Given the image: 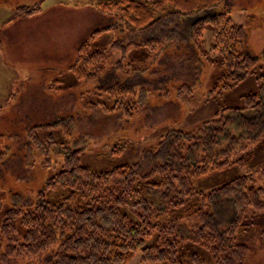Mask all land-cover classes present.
Wrapping results in <instances>:
<instances>
[{
	"label": "rangeland",
	"instance_id": "obj_1",
	"mask_svg": "<svg viewBox=\"0 0 264 264\" xmlns=\"http://www.w3.org/2000/svg\"><path fill=\"white\" fill-rule=\"evenodd\" d=\"M119 1L45 0L30 8L64 3L73 10L94 7L96 14L91 18L89 11L76 15L49 13L40 20L20 21L9 29L7 39L19 32L25 43L19 42L24 48L14 50V42L8 39L4 54L0 53L1 216L13 207L33 205L46 181L62 168L63 150L53 146L46 152L50 133H39V129L72 120L71 149L83 154L82 166L105 173L139 163L143 174H147L160 164H154L153 159L170 132L200 138L204 136L202 131L212 128L214 114L223 107L240 109L247 96L259 92L264 101V0H223L213 11L191 19L169 18L142 32H135L121 20L120 14H102L97 8L102 3ZM19 9L25 7L3 11L1 21L10 23L41 14L40 9L35 16H17ZM219 13L229 14L236 25L244 28V51L259 60L258 69L229 90L222 88L228 73L220 54L213 51L211 28L204 32L203 55L196 51L191 38L198 21ZM55 29L64 34H57ZM38 30L41 35H34ZM96 32L102 33L91 42V50L107 49L108 61L99 79L86 84L77 80L70 69L80 45ZM156 38L164 39L163 49L153 51L144 47ZM118 86L131 89L134 95L122 100L104 93ZM126 106L131 107V118L122 109ZM224 116L232 117L235 124L211 151L221 155L232 149L220 160L228 166L194 179L192 188L207 195L232 180L246 177L250 186L262 190L260 199L264 203V142L247 145L245 150L243 143L232 144V139H238L243 132L238 116L228 112ZM51 134L59 145L61 136ZM248 154H252L249 160ZM240 161L244 162L242 167L238 165ZM148 199L154 207L159 206L154 196ZM195 225L194 219L185 222L181 234L190 236ZM236 239L238 245L249 250L243 264H264V211L251 210L236 232ZM3 248L0 264H50L57 250L53 248L40 257L6 259ZM184 251L186 256H197L202 264H215L204 247L187 244ZM181 260L180 264H190ZM128 264L143 263L137 254Z\"/></svg>",
	"mask_w": 264,
	"mask_h": 264
},
{
	"label": "trees",
	"instance_id": "obj_2",
	"mask_svg": "<svg viewBox=\"0 0 264 264\" xmlns=\"http://www.w3.org/2000/svg\"><path fill=\"white\" fill-rule=\"evenodd\" d=\"M223 0H121L97 6L102 14H120L121 20L135 32L153 29L169 18L191 19L217 9ZM40 9H19L28 17ZM211 28L213 51L220 54L228 76L223 85L229 90L252 75L259 60L244 51L245 30L236 25L229 14L219 13L193 26L194 48L203 55L202 39ZM105 30L103 32H107ZM102 32L91 35L77 50L70 72L79 81L94 83L103 73L108 50H91V42ZM163 38L144 45L153 51L163 49ZM264 77V76H263ZM103 92V91H102ZM104 93L125 100L134 95L131 89L118 86ZM131 118V107L122 108ZM104 111L108 112L106 109ZM238 116L241 136L232 144L259 145L264 142V101L261 93L244 99L240 109L223 107L214 116L212 128L202 131L203 137L170 132L153 159L152 170L143 174L141 164L122 166L110 172H97L81 165L83 154L72 151L73 121L59 122L39 129L48 132L46 152L59 146L64 153L63 165L50 177L36 202L25 208L13 207L0 215V248L6 259L40 257L56 248L50 264H128L139 254L143 264H202L197 256H186L184 246L207 249L215 264H243L248 248L236 243V232L249 212L264 211L262 190L250 186L249 178L230 181L223 187L203 194L195 192L192 181L228 166L220 161L224 154L214 155L219 138L234 126ZM253 113L252 118H246ZM206 123L205 125H207ZM58 133V145L52 137ZM248 160L252 154L246 155ZM243 161L238 162L242 167ZM159 200L154 207L148 198ZM194 219L190 236L181 234L183 224Z\"/></svg>",
	"mask_w": 264,
	"mask_h": 264
},
{
	"label": "crops",
	"instance_id": "obj_3",
	"mask_svg": "<svg viewBox=\"0 0 264 264\" xmlns=\"http://www.w3.org/2000/svg\"><path fill=\"white\" fill-rule=\"evenodd\" d=\"M43 1L45 0H0V53L4 54V47L6 46V43L8 42V39H11L13 43V47L12 49L17 50L18 48H24L21 47L20 44H18L19 42L21 43H25V38L22 36V33L16 32V35H13V33L11 34V36L7 39L8 36V31L9 29H11L12 25H14L15 23H18L20 21H32L33 19H41L43 17H46V15H53L56 13V15L58 14H64V13H75L74 15H76L77 13H80V11H89L88 15H90V17H95V11L93 12L92 9L94 7H85L84 9H80V10H73V7H69L64 5V3H53L52 5H48L46 8H40L41 9V14L38 16H35L34 18L31 19H23V18H17L12 20L10 23H6V21L3 23V21H1V19H4V14L3 11H11L9 9H12V11H15V9H17L18 7L22 8H30V5H34L37 6L38 2L43 3ZM37 3V4H36ZM11 11V12H12ZM92 11V12H90ZM13 14V13H12ZM63 16V15H61ZM89 19L90 17L87 16ZM11 18V17H10ZM62 30V29H61ZM56 32H59L57 34L59 35H63L64 33H62L61 31L55 29ZM41 35L40 31L38 30L34 35ZM60 40V42L63 41V39H58ZM9 60L11 58H8ZM10 62V61H8ZM15 64H19V63H15ZM21 105V104H20Z\"/></svg>",
	"mask_w": 264,
	"mask_h": 264
}]
</instances>
